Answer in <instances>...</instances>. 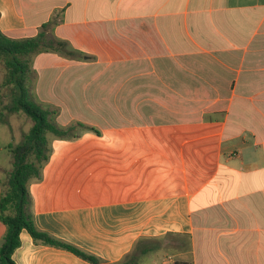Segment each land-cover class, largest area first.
I'll return each instance as SVG.
<instances>
[{"label":"crops","instance_id":"crops-1","mask_svg":"<svg viewBox=\"0 0 264 264\" xmlns=\"http://www.w3.org/2000/svg\"><path fill=\"white\" fill-rule=\"evenodd\" d=\"M50 20L76 57L35 55L33 94L100 134L52 138L29 186L37 228L104 263L173 237L160 264H264V0H0L9 37ZM20 115L0 122V180ZM12 257L89 264L26 230Z\"/></svg>","mask_w":264,"mask_h":264},{"label":"trees","instance_id":"trees-1","mask_svg":"<svg viewBox=\"0 0 264 264\" xmlns=\"http://www.w3.org/2000/svg\"><path fill=\"white\" fill-rule=\"evenodd\" d=\"M57 24L50 20L41 26V31L36 36L24 39L9 37L0 29V60L7 70L0 85V90L7 89L5 95L0 94V122L7 124L9 115L16 113H24L33 122L22 143L10 145L12 169L0 180V220L7 228L0 247V264H16L12 256L21 246V233L24 230L29 232L35 242L72 252L89 264H139L143 257L160 254L167 248L162 243L163 237L143 239L123 261L104 263L75 245L39 230L30 211L32 199L29 186L42 179L52 153V138L74 140L85 132L100 134L95 126L80 121L66 127L61 126L56 122L58 108L40 103L33 94L30 78L35 55L55 52L66 58L76 57L66 41L48 33L47 29ZM49 135L52 137L49 138ZM178 245L175 246L176 249ZM175 264L188 263L177 261Z\"/></svg>","mask_w":264,"mask_h":264},{"label":"rangeland","instance_id":"rangeland-1","mask_svg":"<svg viewBox=\"0 0 264 264\" xmlns=\"http://www.w3.org/2000/svg\"><path fill=\"white\" fill-rule=\"evenodd\" d=\"M6 68H5V65L4 63L0 60V85L2 84V82L4 81V78H5V75H6ZM30 82H31V87H32V90H33V86H34V76L32 75L31 78H30ZM57 87H58V90H60L61 92L64 93L65 89H66V81L61 80L60 81H57ZM77 89V88H76ZM7 93V89H3V90H0V94L2 95H5ZM173 103H171L172 105ZM198 109V108H197ZM197 109H193V110H197ZM13 115H17L16 114H12V115H9V117H13ZM22 115V114H21ZM20 117H23L25 120V122L21 121L20 119V122L21 124L23 125V131H22V135L19 137V134L15 137V142L16 144H20L22 143L23 139H24V135L27 134L31 127L33 126V122L31 121L30 118H25L26 116H21ZM11 120V119H10ZM56 120H57V117H56ZM12 121H14V119H12ZM58 123V120L56 121ZM84 123V122H83ZM59 124V123H58ZM52 137L51 135H49V138ZM12 168V167H11ZM11 171V170H10ZM7 176V173L4 174L3 178L4 179L5 177ZM181 241H177V239L173 238V237H166L162 240V243H164L165 245H167V249L168 251L166 252L167 255H175V254H178V251L177 249L175 248V246L180 243ZM161 257H163L162 253L159 254L158 256L157 255H150V256H145L143 257V259L141 260V262L139 264H160V259ZM157 260L155 262H153L152 260ZM159 261V262H158Z\"/></svg>","mask_w":264,"mask_h":264},{"label":"built area","instance_id":"built-area-1","mask_svg":"<svg viewBox=\"0 0 264 264\" xmlns=\"http://www.w3.org/2000/svg\"><path fill=\"white\" fill-rule=\"evenodd\" d=\"M171 261H172V259H171V258H169V259H168V262H170V263H171Z\"/></svg>","mask_w":264,"mask_h":264}]
</instances>
